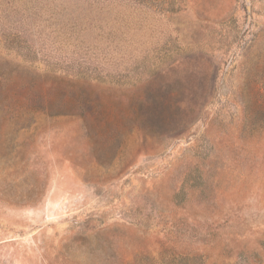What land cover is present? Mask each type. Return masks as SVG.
Segmentation results:
<instances>
[{"label":"rangeland","instance_id":"rangeland-1","mask_svg":"<svg viewBox=\"0 0 264 264\" xmlns=\"http://www.w3.org/2000/svg\"><path fill=\"white\" fill-rule=\"evenodd\" d=\"M0 264H264V0H0Z\"/></svg>","mask_w":264,"mask_h":264},{"label":"trees","instance_id":"trees-1","mask_svg":"<svg viewBox=\"0 0 264 264\" xmlns=\"http://www.w3.org/2000/svg\"><path fill=\"white\" fill-rule=\"evenodd\" d=\"M64 74L66 76H71V77H74V78H86L90 75L86 74V73H83L82 71L79 72V73H70V72H64ZM84 74V75H83ZM86 74V75H85ZM55 79H59V82H64L66 79L63 78V77H57ZM68 84H70L68 81H67ZM52 97L46 93L42 95V100H41V105H44V106H41L43 108H46V110L49 112V114L51 115H74L75 113L72 111V107L73 106H77V104L80 103V100L79 98H75L73 96H70V95H67L65 93H63L62 95V100H58V102L56 103L58 106H59V109L58 110H49L48 107L50 105V99ZM85 118L87 117V113L85 115H83Z\"/></svg>","mask_w":264,"mask_h":264}]
</instances>
